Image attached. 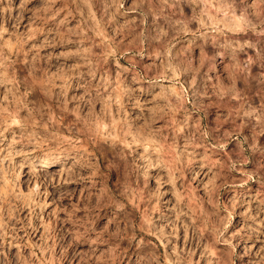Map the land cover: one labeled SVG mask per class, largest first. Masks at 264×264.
<instances>
[{
	"label": "rangeland",
	"instance_id": "obj_1",
	"mask_svg": "<svg viewBox=\"0 0 264 264\" xmlns=\"http://www.w3.org/2000/svg\"><path fill=\"white\" fill-rule=\"evenodd\" d=\"M262 12L0 0V264H264Z\"/></svg>",
	"mask_w": 264,
	"mask_h": 264
},
{
	"label": "bare ground",
	"instance_id": "obj_2",
	"mask_svg": "<svg viewBox=\"0 0 264 264\" xmlns=\"http://www.w3.org/2000/svg\"><path fill=\"white\" fill-rule=\"evenodd\" d=\"M226 1H227V3H228V0H220V6H221V7L225 6ZM234 13H235L236 15H238L237 12H234ZM263 14H264V12H262V14H260V16L262 17ZM236 15H235V16H236ZM239 23H240L239 18L236 16V24L239 25Z\"/></svg>",
	"mask_w": 264,
	"mask_h": 264
}]
</instances>
